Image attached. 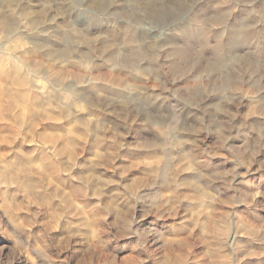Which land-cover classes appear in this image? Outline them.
<instances>
[{
	"label": "clouds",
	"instance_id": "9594fccd",
	"mask_svg": "<svg viewBox=\"0 0 264 264\" xmlns=\"http://www.w3.org/2000/svg\"><path fill=\"white\" fill-rule=\"evenodd\" d=\"M0 264H264V0H0Z\"/></svg>",
	"mask_w": 264,
	"mask_h": 264
}]
</instances>
